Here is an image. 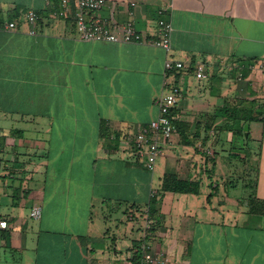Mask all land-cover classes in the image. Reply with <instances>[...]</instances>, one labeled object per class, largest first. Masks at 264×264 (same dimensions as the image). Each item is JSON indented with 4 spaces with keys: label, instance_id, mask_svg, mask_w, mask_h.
I'll return each instance as SVG.
<instances>
[{
    "label": "crops",
    "instance_id": "0c3cea01",
    "mask_svg": "<svg viewBox=\"0 0 264 264\" xmlns=\"http://www.w3.org/2000/svg\"><path fill=\"white\" fill-rule=\"evenodd\" d=\"M78 1L0 0V264H134L146 245L264 264V0H104L98 16L147 40L171 23L169 51L83 40ZM168 91L176 133L150 171L136 134ZM166 175L199 192L160 195Z\"/></svg>",
    "mask_w": 264,
    "mask_h": 264
},
{
    "label": "built area",
    "instance_id": "2783aa9c",
    "mask_svg": "<svg viewBox=\"0 0 264 264\" xmlns=\"http://www.w3.org/2000/svg\"><path fill=\"white\" fill-rule=\"evenodd\" d=\"M62 6L66 12H71L72 0H61ZM105 5L104 0H79L77 4V12L75 14V21L80 32V37L87 41H108V42H136L139 44H151L155 47L169 51L172 47L171 33L173 27L171 23L159 20L158 21V37L157 39L147 40L137 33V29L132 22H128L123 27L114 25L109 26L108 22L97 14ZM93 14V18L87 21L86 16ZM37 17L32 11L29 12V20L34 23ZM10 26H0V31ZM122 33V36L119 34ZM184 68V63L179 61L168 60L166 69L169 72L180 70ZM197 77L204 78V65L199 64L196 67ZM179 101V95L176 91H168L163 93L156 103L159 105L160 112L158 117L153 120L148 127L141 129L136 134V147L139 151V156L145 158V166L148 170L155 169L156 161L162 152V146L157 141L158 137H162L163 143H168L173 135L176 133V126L171 118V112L176 107ZM31 216L35 219L41 216V209L35 207ZM0 227L6 228L7 222L0 221ZM146 228L152 229L151 221H147ZM167 260L152 256L149 253V247L143 246L140 254L134 264H166Z\"/></svg>",
    "mask_w": 264,
    "mask_h": 264
},
{
    "label": "trees",
    "instance_id": "16d2710c",
    "mask_svg": "<svg viewBox=\"0 0 264 264\" xmlns=\"http://www.w3.org/2000/svg\"><path fill=\"white\" fill-rule=\"evenodd\" d=\"M173 110L171 112V115L173 114ZM240 112H244L246 114L245 111H235L234 113L236 115H239ZM247 119L251 120L250 117ZM165 192L198 193L199 192V185L197 183H194V182L181 180L175 175H166L164 180H163V186H162L160 195L165 193ZM158 198H159V196H158ZM157 201H158V199L155 200L154 203H157Z\"/></svg>",
    "mask_w": 264,
    "mask_h": 264
},
{
    "label": "water",
    "instance_id": "95a60500",
    "mask_svg": "<svg viewBox=\"0 0 264 264\" xmlns=\"http://www.w3.org/2000/svg\"><path fill=\"white\" fill-rule=\"evenodd\" d=\"M248 127H246V129H247Z\"/></svg>",
    "mask_w": 264,
    "mask_h": 264
}]
</instances>
